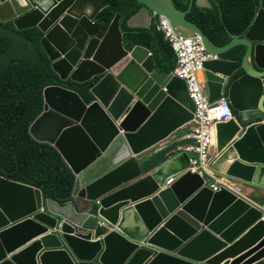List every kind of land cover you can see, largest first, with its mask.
Instances as JSON below:
<instances>
[{"label":"water","instance_id":"95a60500","mask_svg":"<svg viewBox=\"0 0 264 264\" xmlns=\"http://www.w3.org/2000/svg\"><path fill=\"white\" fill-rule=\"evenodd\" d=\"M137 1L140 17L128 26L152 32L163 65L171 57L154 12L176 35L201 36L215 55L245 46L241 62L206 63V85L210 103L224 93L236 113L235 122L218 127L229 126L227 138L219 133L232 160L225 176L264 192V10L244 36L230 35L218 48L186 20L191 0H180L187 11L173 0ZM108 6L105 0H0V37L9 42L0 80L14 60L47 68L55 85L44 89L43 111L30 134L54 145L76 176L73 194L84 190L79 198L85 199L42 200L41 191L9 180L0 166V264H264L261 198L249 201L224 188L213 193L191 173L163 189L166 179L189 167L187 153L143 176L141 155L188 124L195 107L185 82L167 75L153 52L128 49L119 14L99 37L98 16ZM30 30L39 32L38 42L24 34ZM240 70L244 75L228 87ZM95 80L91 102L64 87ZM17 101L27 111L0 144L30 116L23 96L0 99V105Z\"/></svg>","mask_w":264,"mask_h":264},{"label":"trees","instance_id":"16d2710c","mask_svg":"<svg viewBox=\"0 0 264 264\" xmlns=\"http://www.w3.org/2000/svg\"><path fill=\"white\" fill-rule=\"evenodd\" d=\"M109 7L104 9L98 17L101 23L100 37H103L117 14L121 15V30L128 46H143L156 55L158 54L155 38L148 30L130 29L127 25L131 16L136 14L140 5L136 0H105ZM176 7L182 11L188 10V5L180 0H173ZM213 8L203 10L193 6L186 19L197 25L209 40L217 47H223L230 41V35H243L251 26L260 6L264 7V0H211ZM25 35L38 41L40 34L37 30L25 32ZM9 45L8 39L0 37V56ZM165 47L172 57L171 63L165 68L170 72L175 67L176 59L169 45ZM245 46H236L222 56L231 61H242ZM47 68L43 65L26 63L15 60L0 80V99L10 96H23L30 102L31 112L29 118L0 145V166L8 173L12 181L40 189L45 198L64 203L71 199L74 187V176L69 170L61 155L54 147L39 144L33 140L29 133L32 122L43 110V91L54 85L47 81ZM52 73H49L51 75ZM242 73H239L237 78ZM92 83L74 84L67 82L64 87L71 89L81 96L88 94ZM27 104L22 101L0 105V138L8 132L26 113ZM167 159V151L159 153L149 159L144 171L148 172L158 167ZM1 174L2 171H0Z\"/></svg>","mask_w":264,"mask_h":264},{"label":"clouds","instance_id":"9594fccd","mask_svg":"<svg viewBox=\"0 0 264 264\" xmlns=\"http://www.w3.org/2000/svg\"><path fill=\"white\" fill-rule=\"evenodd\" d=\"M137 1V0H136ZM107 2V1H106ZM138 2V1H137ZM202 2H203V4H201L200 5V3L198 2V0H191V9L193 8V6L194 5H196L197 7H199L200 9H203V10H210V9H212L213 8V2H211V0H202ZM139 5H140V8H139V10H138V12L143 8V6L140 4V3H138ZM109 7V6H108ZM106 9V8H105ZM191 9H190V11H191ZM261 9H263L264 10V7L261 5L260 6V8H259V10H261ZM259 10L257 11V14L255 15V18H254V20H253V22H252V24L254 23V21H255V19H256V17H257V15H258V12H259ZM189 11V12H190ZM102 12V11H101ZM137 12V13H138ZM153 12V11H152ZM136 13V14H137ZM136 14H134L133 16H131L130 17V19L133 17V18H136V19H138L139 17H140V15H136ZM152 14V13H151ZM120 15V14H119ZM121 16V15H120ZM134 16H137V17H134ZM186 16H187V14H186ZM99 17V16H98ZM153 17H156L157 18V24H158V30H159V32H160V34H161V36H162V39H163V45H164V47H165V43H167L168 45H169V47H170V49H171V51H172V53L174 54V57H175V59H177V65H178V61H179V56H178V53L174 50V47H173V43H172V41H171V39H173V40H179V39H181V40H189V41H192V40H199L200 41V43H201V45H202V47L204 48V55L205 56H207V57H209L204 63H203V65H202V69L198 72V74H197V76H196V81H197V85H198V87L200 88V90H201V101L203 102H205V103H207V105H211V107H213V108H215V107H218L220 104V102L221 101H226L227 103H228V107L230 108V113H231V118L228 120V121H217V120H214L213 121V124L211 125V127H210V129H211V140H212V145H211V148H210V152H209V160H210V162H209V165H208V167L206 168V172H203V173H192V172H190L189 171V169L191 168V160L196 156L193 152H190V151H187L186 149L187 148H189V147H191V146H195V144H196V141L194 140V139H192V138H190L189 136L192 134V124L194 123V117H195V114L197 113V109H198V105H197V103L195 102V100H194V97L192 96V93H191V91H190V84H189V82H188V80L186 79V78H182V77H180V76H177V75H175V69L177 68V65H176V67L173 69V70H171L170 72H166L167 73V75H172L173 77H176V78H179V79H181V80H183L184 82H185V84H186V87H187V90H188V93H189V97H190V99H191V101L193 102V104H194V107H195V111L193 112V119L188 123V124H186L185 126H183V127H181L180 129H178L177 131H175L168 139H170L173 135H175L178 131H180L181 129H183L184 127H188L189 128V131H188V134L186 135V139L188 140V141H191V142H189V144H187V145H183V146H178V145H180V144H178V143H175V144H170L169 142H167L166 143V141L168 140H165V141H163V142H161L160 144H158L157 146H155V147H153L152 149H150L149 151H147V152H145L143 155H141V158L142 159H144V164H143V171H144V168H145V164H146V162L149 160V159H151L153 156H155V155H157V154H159V153H162V152H164V151H167V159L163 162V163H165L167 160H169V159H171V158H173V157H175V156H177V155H179V154H183V153H187L188 155H189V163H190V165H189V167L185 170V171H183L182 173H180V174H178V175H175V176H172V177H169L168 179H166V181H165V183H164V186H163V189H166V188H170L181 176H183V175H185V174H187V173H191V174H193V175H195V174H197V175H199V176H201L203 179H205V185L209 188V190L210 191H212L211 189H210V185L211 184H214L216 181H218V180H226L227 182H229V183H232V184H234L236 187L235 188H226V187H222V188H224V189H228V190H231L232 192H234V193H236L238 196H240V197H243V198H246L247 200H249V201H251L252 199L251 198H247V194H244L243 193V188L244 187H242V186H245V185H249V184H246V183H244V182H242V181H239V180H235V179H232V178H230V177H226L225 176V173L224 174H221V173H217L216 174V172H215V169H214V165L218 162V161H220V164H227V161H229L231 158H225V150L224 149H221V147H222V145H220V143H219V133L221 134V135H223L225 138H227L225 135H224V133H225V130H224V128H221L220 130L218 129V127L220 126V125H224V124H230V123H233V122H235L236 121V113H235V111L232 109V107H231V104H230V102H229V100H228V97H227V95L226 94H224L223 93V96H222V98L221 99H219V100H217V101H215V102H213V103H210V101H209V95H208V90H207V81H206V76H205V73H206V70H205V64L206 63H208V62H215V61H219V60H222L223 58H222V56L224 55H222V56H218V55H215V54H213V53H210L205 47H204V44H203V41H202V38H201V36H199V35H196V36H193V37H189V38H183V37H180V36H178V35H176L175 34V32H174V30L172 29V27H171V25H170V23L168 22V20H167V18L164 16V15H160V21H161V26H160V21H159V17H158V15L154 12L153 13ZM132 18V19H133ZM129 19V20H130ZM114 20V19H113ZM129 20H128V22H129ZM187 20V19H186ZM99 21V20H98ZM188 21V20H187ZM128 22H127V25H128ZM190 22V21H189ZM99 23H100V21H99ZM112 23V22H111ZM110 23V24H111ZM120 23H121V19H120ZM192 23V22H191ZM193 24V23H192ZM252 24H251V26H252ZM100 25H101V23H100ZM133 25L135 26V28H130L129 26V28L130 29H136V30H141V29H139L135 24H134V22H133ZM195 25V24H194ZM102 26V25H101ZM110 26V25H109ZM197 26V25H196ZM250 26V27H251ZM121 27V26H120ZM198 27V26H197ZM250 27H249V29H250ZM109 28V27H108ZM200 29V28H199ZM248 29V30H249ZM100 30H101V27H100ZM143 30H148V29H143ZM201 30V29H200ZM248 30H247V32H248ZM122 31V30H121ZM149 31V30H148ZM202 31V30H201ZM123 32V31H122ZM203 32V31H202ZM246 32V33H247ZM124 33V32H123ZM152 33V32H151ZM204 33V32H203ZM245 33V34H246ZM25 34V33H24ZM245 34H243V35H240V36H244ZM154 36V35H153ZM206 36V35H205ZM40 37H41V35H40ZM99 37H100V33H99ZM104 37V36H103ZM103 37H100V38H103ZM207 37V36H206ZM123 38H124V36H123ZM155 38V37H154ZM208 38V37H207ZM230 38H231V36H230ZM209 39V38H208ZM32 40V39H31ZM34 41V40H33ZM35 42H38V41H35ZM155 42H156V40H155ZM211 42V41H210ZM231 42V41H230ZM229 42V43H230ZM124 43L126 44V42H125V39H124ZM212 43V42H211ZM228 43V44H229ZM157 44V43H156ZM213 44V43H212ZM227 44V45H228ZM214 45V44H213ZM126 46L128 47V49H132V48H134L135 46H133V47H130V46H128L127 44H126ZM136 46H140V45H136ZM215 46V45H214ZM226 46V45H225ZM238 46H241V45H238ZM243 46V45H242ZM141 47H143V46H141ZM217 47V46H216ZM224 47V46H223ZM236 47V46H235ZM145 48V47H144ZM157 48H158V45H157ZM219 48V47H218ZM147 49V48H146ZM165 49L167 50V48L165 47ZM233 49V48H232ZM246 49V48H245ZM147 50H149V49H147ZM150 52H151V54H152V51L151 50H149ZM230 51V50H229ZM5 52V51H4ZM3 52V53H4ZM167 52H168V50H167ZM245 52H246V50H245ZM169 53V52H168ZM158 54H159V56H160V53H159V49H158ZM226 54V53H225ZM153 55V54H152ZM169 55H170V53H169ZM245 55V54H244ZM154 57V56H153ZM170 57H171V55H170ZM244 58V57H243ZM160 59H161V56H160ZM223 60H226V59H223ZM243 60V59H242ZM15 61V60H14ZM171 61H172V57H171V60H170V62L167 64V65H163V62H162V59H161V62H159V65L160 66H163V68H164V70H165V68L171 63ZM227 61H231V60H227ZM233 62H238V61H233ZM241 62V61H240ZM175 64H176V62H175ZM51 73V72H50ZM239 73H242L238 78H237V76L239 75ZM52 75V74H51ZM51 75H49V76H51ZM244 75V73H243V71L242 70H240V71H238L237 72V74L230 80V82H229V85H228V87L234 82V81H236V80H238L239 78H241L242 76ZM96 82H97V80H95L94 82H92V87H90V89H89V91H88V94L91 96V94H90V91H91V89L93 88V86L96 84ZM66 84V83H65ZM65 84H64V86H65ZM87 84V83H86ZM55 85V84H54ZM49 87V86H48ZM66 88V87H65ZM68 89V88H67ZM71 90V89H70ZM79 94V93H78ZM80 95V94H79ZM83 96H86V100H87V95H83ZM91 98H92V100H93V97L91 96ZM92 100H87V101H89V102H91ZM200 101V102H201ZM43 111V110H42ZM42 113V112H41ZM41 115V114H40ZM39 115V116H40ZM38 116V117H39ZM37 117V118H38ZM36 118V119H37ZM35 119V120H36ZM34 120V121H35ZM33 121V122H34ZM32 122V123H33ZM32 125V124H31ZM31 125H30V127H31ZM36 129H38L37 128V126L34 128V130H36ZM29 133H30V128H29ZM31 135V134H30ZM10 136V135H9ZM3 137V136H2ZM1 137V138H2ZM32 137V136H31ZM0 138V139H1ZM33 138V137H32ZM34 140V139H33ZM35 141V140H34ZM35 142H37V141H35ZM38 143V142H37ZM2 144V143H1ZM0 144V145H1ZM39 144H43V143H39ZM45 144V143H44ZM48 145V144H47ZM50 146H52V147H54V145L52 144V145H50ZM172 148H174V150H172ZM54 149L56 150V148L54 147ZM221 149V150H220ZM57 151V150H56ZM58 152V151H57ZM59 153V152H58ZM231 162H232V160L230 161V164H231ZM163 163H161L160 165H162ZM65 164H66V162H65ZM229 164V165H230ZM67 165V164H66ZM159 165V166H160ZM158 166V167H159ZM67 167L69 168V166L67 165ZM158 167H156V168H158ZM156 168H154L153 170H151V171H148V172H143L144 173V175L143 176H146V175H148L150 172H152V171H154ZM69 170L72 172V170H71V168H69ZM226 172V171H225ZM3 174H1L0 173V177H5V173L4 172H2ZM8 174V178H9V180H11L10 179V177H9V173H7ZM72 174H73V176H74V179H75V181H76V176L74 175V173L72 172ZM170 179H174V182L172 183V184H170V185H168L167 184V182L170 180ZM12 181V180H11ZM14 182V181H13ZM15 183H18V182H15ZM18 184H21V183H18ZM22 185H24V184H22ZM26 186H29V185H26ZM251 186V185H250ZM29 187H32V186H29ZM74 187H75V182H74ZM74 187H73V191H74ZM32 188H34V187H32ZM221 188V189H222ZM34 189H37V188H34ZM220 189V190H221ZM37 190H39V191H41L40 189H37ZM219 190V191H220ZM73 191H72V194H71V199L69 200V201H67V202H71V201H76V202H84L85 201V199H80L79 198V195H81L83 192H84V190H79L78 191V193L77 194H73ZM218 191V192H219ZM213 193H217V192H214V191H212ZM41 194H42V191H41ZM44 199H46V200H52V199H48V198H45L44 196H43V194H42V200H44ZM52 201H54V200H52ZM55 202H57V201H55ZM67 202H64V203H67ZM57 203H60V202H57ZM64 203H62V204H64ZM85 203V202H84ZM97 203H99V202H97ZM258 206V205H257ZM263 207H264V200L262 201V203L258 206V208L261 210V212H263V218H262V220L264 221V210H263ZM43 211V210H42ZM102 225H104V224H102ZM54 231H57L56 229H53ZM93 238V237H92ZM102 238V237H101ZM99 241V240H98Z\"/></svg>","mask_w":264,"mask_h":264},{"label":"built area","instance_id":"2783aa9c","mask_svg":"<svg viewBox=\"0 0 264 264\" xmlns=\"http://www.w3.org/2000/svg\"><path fill=\"white\" fill-rule=\"evenodd\" d=\"M174 50L178 53L179 61L175 69V75L186 78L190 84V91L198 105L192 124V134L190 138L196 141L195 146L187 148V151L193 152L196 156L191 160L192 173L206 172L209 165V152L212 145L211 125L214 120L228 121L231 118L230 108L226 101H221L218 107H211L204 101H201V90L197 85L196 76L202 69L203 63L209 58L204 55V48L199 40H173ZM201 101V102H200ZM174 179H170L167 184L170 185ZM222 187L235 188L236 186L226 180H218L210 185V189L218 192ZM264 210V207H263Z\"/></svg>","mask_w":264,"mask_h":264},{"label":"crops","instance_id":"0c3cea01","mask_svg":"<svg viewBox=\"0 0 264 264\" xmlns=\"http://www.w3.org/2000/svg\"><path fill=\"white\" fill-rule=\"evenodd\" d=\"M199 3L200 4H203L202 0H200ZM41 130H42V128L36 129L35 131H36V133H40ZM188 131H189V128L188 127H184L183 129H181L180 131H178L175 135H173L170 139H168L166 141V143L167 142H169L170 144L178 143V144H180L178 146H183V145L189 144V142H191V141H188L185 138L186 135L188 134ZM172 150H174V148H172ZM230 161H231V159L229 161H227V164H220V161H218L214 165V169H215L216 174L217 173L224 174L225 171L227 170V167L230 164ZM242 187H244L243 188V193L244 194H247V198H251V199L261 198L262 201L264 200V192L260 193L259 190H257L256 187H254L252 185L251 186L250 185H248V186L245 185V186H242Z\"/></svg>","mask_w":264,"mask_h":264},{"label":"bare ground","instance_id":"6f19581e","mask_svg":"<svg viewBox=\"0 0 264 264\" xmlns=\"http://www.w3.org/2000/svg\"><path fill=\"white\" fill-rule=\"evenodd\" d=\"M228 128H229V126H225V127H224L225 132H226V130H227ZM230 133H231V132H227L228 135H231ZM224 135H225V133H224Z\"/></svg>","mask_w":264,"mask_h":264}]
</instances>
